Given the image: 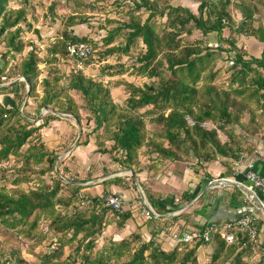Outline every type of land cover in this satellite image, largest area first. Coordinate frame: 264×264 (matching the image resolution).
Instances as JSON below:
<instances>
[{"label": "trees", "instance_id": "1", "mask_svg": "<svg viewBox=\"0 0 264 264\" xmlns=\"http://www.w3.org/2000/svg\"><path fill=\"white\" fill-rule=\"evenodd\" d=\"M11 1L0 0V41L5 46L0 84L18 77L26 80L0 87V93L14 94L12 105L0 102V234L23 239L34 260H27L18 244L0 240V264H198L199 247L211 242L201 234L170 250L163 249L155 236L144 241L138 232L132 233V239H110L97 247L99 236L111 223L109 212L119 218L120 227L132 213L106 206L102 194L111 193L113 184L124 188L130 184L126 177H109L101 181V194L90 193L89 185L82 182L94 179L97 166L92 165L87 179L70 177V155L59 164L58 159L73 135L52 148L45 142L43 129L64 114L72 115L80 125L84 118L93 120L91 131H83L81 144H88L92 133L98 150L113 153V160L135 176L144 169L160 171L167 161L201 163L221 156L228 167L235 164L252 148L245 136L264 132V0H200L198 14L182 5L160 7L158 0H113V10L120 15L126 10L129 18L107 17L102 22L95 3L74 0V10L64 17L55 35L48 37L28 20L26 6L8 7ZM58 4L54 1L49 6L52 17ZM141 8L150 10L144 21L138 13ZM236 10L241 11L240 20ZM157 14L167 15L164 26L157 24ZM113 22L118 23L110 27ZM82 23L91 29L106 28V34L98 39L90 33L78 34L75 26ZM227 26L230 31L225 35ZM195 28L204 38L188 40L184 34L191 35ZM26 30L36 33L40 42L47 41L45 47L26 39ZM238 34L257 39L262 46L259 53L238 47ZM119 37L120 42L113 44ZM77 42L92 47V54L81 60L85 64L95 61V53L100 60L111 55L131 60L102 66V74L118 76L109 81L114 88L125 87L128 96L124 103L115 101L109 86L85 76L82 70L64 74L60 64L69 57L67 45ZM18 55L21 59L12 65ZM219 60L225 65L215 69ZM125 72L132 80L123 76ZM137 81L142 84H135ZM27 82L30 90L24 103ZM31 99L36 100V108L29 103ZM43 108L49 111L33 121ZM207 121L215 126H206ZM237 126L246 131L245 136ZM220 132L228 140L221 139ZM144 157L151 162L144 165ZM132 187L136 188V182ZM146 189V197L158 213H170L177 207L174 199L155 197ZM151 220L164 221L156 216ZM236 232L238 239L233 243L216 233L210 264H264L262 254L258 260L254 256L261 249L255 252L247 233ZM42 245L46 249L35 252ZM67 245H74V252L64 256Z\"/></svg>", "mask_w": 264, "mask_h": 264}, {"label": "rangeland", "instance_id": "2", "mask_svg": "<svg viewBox=\"0 0 264 264\" xmlns=\"http://www.w3.org/2000/svg\"><path fill=\"white\" fill-rule=\"evenodd\" d=\"M54 1L59 3L58 6L56 7V9L54 10V13H53L55 15L54 16L55 18L52 17L53 15L49 11V6ZM112 1L113 0H110V1H108V0H98V1L85 0V2L87 4L88 3H95V5L99 8V9H97L98 12L96 14L101 19V22L104 21V19L107 17H110V18L116 17V18H119V19L124 20V21L127 20L129 18V15H127V14L125 15L126 10H124V12L121 14L122 15L121 16L120 12H116L115 10H113V9H115V7H112V5H111ZM165 3L189 7L194 13L198 14V10H199L198 6L200 4V0H158V5L160 7H163L165 5ZM22 5L26 6L28 8V11H29L27 13L28 20L31 21V23H33L34 27L39 29V31L41 32L43 37H48L50 35H55V31L62 24L64 17H66V15H68L71 11L74 10L77 3L74 0H13L8 4V7L16 8V7H20ZM125 9H127V7ZM87 10H88V8H86V11ZM235 12L237 13V18L240 20L241 19V11L236 10ZM138 13L142 15V21H144L148 17L150 10H147L146 8H141V10ZM204 14L206 15L205 12H204ZM34 17H38V20H36ZM261 20L264 23V16L261 17ZM166 22H167V15L166 14L161 16V17L159 14H157V24L158 25L160 23L161 25L164 26ZM117 23L118 22L111 23L110 27L116 26ZM257 24L258 23H256V25ZM22 25H23V27H25V29H27V26L25 25V23H22ZM75 30H76V33H78V34L90 33L93 37H95L97 39L99 37H103V35L106 34V28L97 29V30L91 29L89 27L88 23L78 24L77 26H75ZM223 31H224L225 35H228L230 28L227 26L224 28ZM97 32H99V34ZM184 35L188 40H192V39H196V38H204V36H205L201 30L196 29V28L193 30V33L191 35H186V34H184ZM236 36H238V38H236ZM236 36H234V37L236 38L238 47H244V49L246 51L248 50L249 52L254 53V54H256V53L258 54L259 51L262 49L261 48L262 46L257 39H255L253 37H248L244 34H242V35L238 34ZM24 37L26 39H34L37 42L36 45L43 47V48L45 47L46 42H47L45 40L40 42L38 40L37 34L32 32V31H28V30H26L24 32ZM120 40H121L120 37L116 38V40L114 41L113 44H118L120 42ZM98 41H100V40H98ZM211 41H215V39H213L211 37ZM101 43L102 42H100L99 45H101ZM3 51H5V46H4V43L0 41V54ZM117 56L118 55H111L108 58H106L105 60H100L99 59L100 54L98 55L97 53H95V56H94L96 58L95 61L92 63H89V64H85L83 62H79L77 60H73L70 57H68V58H65L64 60H62L60 67H61V70L64 72L65 75H69L71 73V71H73V70L74 71L82 70L83 74L85 76L92 77L97 81H102L106 86H109L111 88L115 101H117L119 103H124L127 96H128V93H127L125 87L122 85L118 88H114V86L112 85L113 83H109V81L111 82V79L118 77V76L109 77L108 75L102 74V66L104 64L108 63V64L114 65V64H118L120 62L123 63L124 61L127 64H129L131 62V60L127 56H124L121 59H119ZM20 59H21V56L18 55L17 59L11 60V62H12L11 64L14 65ZM1 64H2V61H1ZM222 64L225 65V61L219 60L217 66H215V69L222 66ZM41 67H43V64H41ZM123 76L126 77V79L132 80V77H130L127 72H125ZM15 80L21 81V77H18ZM144 80L149 81V78H144ZM9 82H11V81H9ZM135 84H142V83H139V81H137V83H135ZM74 93H75L76 98H79V99L81 98L79 96L78 92H74ZM29 101H31V102H29V103H31V106L36 108V105H37L36 100L34 101L33 99H31ZM253 105H255V103ZM43 109H44V113L42 115L39 114L35 119H33V121H37L39 118H41L44 114H46L49 111V109H47V108H43ZM63 117H64L63 119L55 120L52 122V124L50 126L44 128L43 129V133H44L43 137L45 139V142L53 148V147H57V145L60 142L67 141L69 136L73 135L74 139H73L72 143L70 144L69 148L66 149L64 152H62L61 155L59 156L58 164H59V161L61 159L70 155L71 159L70 160L68 159V163H69V165H71V168H72V174L71 175H73V176L70 175V177H75L77 179H78V177H81L83 179H87L89 176L87 172L92 167V165L95 167L97 166V168L99 170L96 171L97 173L92 175V176H94V179L88 180L86 182H82L83 185H89V187H92V186L96 185L97 183L101 184L100 181L103 180L102 177L103 178H105V177L109 178V177H115V176H123V177H126V183L130 184V188L132 190L134 189V192L137 193V195L141 196L142 194H145L144 189H146V187L147 188L150 187L149 185L152 186L154 184L155 186L160 187V185L157 182V181H159V182L162 181V180H160L159 174L163 173L167 170H169V172H171L175 168L177 171H180V173H181L183 171V169H189L190 168L192 170H196L198 173H202V177L205 175V172H201V171L203 170L206 162L198 163L197 161H194L192 163V161H180V162L167 161L164 163L162 168L160 167L161 169L159 168L160 171H156L153 169H144L143 171L138 172L135 176L134 172L131 169H124L118 162L113 160V156H114L113 153H111V152L110 153L100 152L98 150V146L95 144V137L92 133H91L92 136L90 138V142L86 145L81 144V141L83 140V138H81V135L83 134V131L84 132L91 131V129L94 126L93 120L87 121L86 118H84L82 125H80L76 120H74V117L70 114H64ZM189 121L191 123H193L192 120L189 119ZM76 124L78 125V127H76ZM205 125L208 127H214L215 126V124L212 121H207L205 123ZM236 129L243 136L246 135V131H244V129L242 130L238 126ZM220 134H221V139L228 140V137L226 135H223L221 132H220ZM261 134L264 137V132ZM259 136L260 135L251 137L249 135H246L245 139L247 140V143H248L247 145L252 146L255 144V146H256L257 141L254 142V139L259 138ZM111 145H112V142H109L108 147H110ZM217 159H219L221 162L222 158H221V156H219V158H217ZM217 159H214V160H217ZM227 161H229V160H227ZM150 162H151V160L149 158H147V157L143 158V164L144 165H147ZM9 167H10V164H9ZM66 176H69V175H66ZM131 176H134L133 177L134 180L132 179ZM71 179H74V178H71ZM213 180H217V179H212V181ZM133 181L136 182V188L132 187L133 183H134ZM140 181L142 182L143 187L141 186ZM0 185H1V183H0ZM7 185H10V183ZM24 186L27 187L25 184H24ZM161 190H158V191H161ZM88 191H86V192H88ZM163 191H161V194ZM63 192L67 193V191L65 189L63 190ZM115 193H118V192H115ZM107 194H109V193H107ZM107 194H102V195L105 196ZM145 198H146V195H145ZM130 209H131V211H133V213L139 212L142 215L141 211L137 208V204L135 206L134 205L131 206ZM140 214L137 213V215H140ZM159 214H161V213H159ZM108 217L111 219V223L106 225V227L104 228L103 234L99 236V238L97 240V244H98L97 247H101L105 241L110 240V239L119 241L122 239L123 235L126 233V231H125L126 224L123 227H120L118 225L119 218L115 214H112L111 212H109ZM159 217L164 218V217H166V215L161 214V216H159ZM143 218H146V217L143 215ZM146 220H149V219L146 218ZM1 228L2 227H0V231H1ZM127 229L131 230V232L129 233L128 236H126V234H125L124 238L132 239V235H133L132 233H135V232L140 233V235L142 236V239L144 241H148L151 237L150 236L146 239L143 237L142 233L139 230L133 231L134 228H132V229L127 228ZM123 231H124V234H121ZM0 240L1 241L8 240L10 242H13L14 244H18L20 246V249H21L24 257L30 261L34 260L33 253L32 254L28 253V247H27V245H25V241L23 242V239L19 238L18 236H15L14 234L1 233L0 234ZM3 243H5V242H3ZM202 247L206 250L205 251L206 255H205V253L202 254V251H200L201 247H199V249L197 251L198 260H199L198 264H210L211 255H212L214 247H215V242L211 241L208 245H206V246L202 245ZM43 249L44 250L46 249L45 245L37 246V248H35V252L40 253ZM163 249L170 250V248H164V247H163ZM73 252H74V245L65 246L64 256H68L69 254H71ZM254 254H255L254 256H255L256 260H258L261 257V255H257V253H254ZM260 254H262V253H260ZM246 257L247 256H245L244 259H246Z\"/></svg>", "mask_w": 264, "mask_h": 264}, {"label": "crops", "instance_id": "3", "mask_svg": "<svg viewBox=\"0 0 264 264\" xmlns=\"http://www.w3.org/2000/svg\"><path fill=\"white\" fill-rule=\"evenodd\" d=\"M21 80L26 79L25 77H21ZM12 82L0 84V87L8 86ZM13 95L10 91L1 92L0 102L6 105H12ZM28 95L27 82V93L24 101L27 100ZM255 141H257V145H252L250 151L244 154L235 163L236 165L233 164L228 167V165L220 162L219 159L206 162L201 171L205 172L203 177L202 173H198L196 170L190 168L183 169L181 173L175 168L171 172L167 170L160 173V180L163 181H157L160 187L153 184L154 186L149 185L150 187L148 189L155 197L174 199V205L176 204L175 201L179 199L177 207L174 209V212L165 213L166 217L161 222L146 220L139 212L137 213L140 215H137V213H133L132 211L131 217L125 223L126 236L131 232L127 228H134L133 231L139 230L144 238L147 239L151 236V239L155 236L161 242L162 247L171 249L179 242L164 235V229L162 231L161 229L173 222L178 224L180 229L196 234L201 229H206L210 224L217 226L219 224L218 227L221 228L222 224L228 221L246 214H252L256 217V225L258 228V245H255V247L261 249L262 252L264 249V198L257 190L253 189L255 190L253 191L250 188V181L246 178V173L250 168L258 173L264 172V137L259 136V138L254 139ZM107 178L102 177L103 180ZM212 179L217 180L212 181ZM87 190L92 194H101L104 186L103 184L97 183ZM110 190L112 192H119L127 200L129 199L134 203L141 200L142 202H146L153 209L156 217L161 216L154 204L147 197L145 198L146 194H142L140 196L141 199H139L134 189L132 190L130 187L124 188L116 184L111 185ZM158 190L164 191L161 194V191ZM175 216L178 217L175 219ZM121 234H124V231ZM125 234L122 238L125 237ZM200 251L206 255V250L202 246ZM257 255L261 254L257 253Z\"/></svg>", "mask_w": 264, "mask_h": 264}, {"label": "built area", "instance_id": "4", "mask_svg": "<svg viewBox=\"0 0 264 264\" xmlns=\"http://www.w3.org/2000/svg\"><path fill=\"white\" fill-rule=\"evenodd\" d=\"M215 45L217 46L218 44L216 43ZM92 52L93 51L91 45L85 42L71 43L67 45V53L69 57L79 62H81L82 59L88 58L92 54ZM246 178L250 181V188L252 190H257L264 198V172L258 173L252 168H250L246 173ZM103 201L106 206L111 207L119 213H123L124 211L129 210L131 206H135L137 204V208L146 218L150 220L154 216L153 209L146 202L136 201L134 203L133 201L127 200L126 198H124L123 195L119 193H109L103 197ZM178 201L179 199H177L175 203L177 204ZM236 231L247 233L251 241L255 245H258V228L256 225V217L252 214H246L239 218H235L231 221H228L222 224L221 228H219L215 224H210L202 232L200 231L196 234L184 231L180 229L178 224L171 223L166 229L163 230V233L167 237L169 236L177 242H191L195 239V237L199 236L200 234L203 236L205 241L210 242L213 241L214 237L216 236V233L219 232L226 242L233 243L238 239ZM256 249V247L253 248L255 252ZM262 255L264 256V249L262 251Z\"/></svg>", "mask_w": 264, "mask_h": 264}, {"label": "water", "instance_id": "5", "mask_svg": "<svg viewBox=\"0 0 264 264\" xmlns=\"http://www.w3.org/2000/svg\"><path fill=\"white\" fill-rule=\"evenodd\" d=\"M29 90H30V84H29V82H28V92H29ZM24 103H25V101H24ZM24 103L22 104V107H23ZM22 107H21V108H22ZM43 113H44V109L41 110L40 115H42ZM57 168H58V165H57ZM173 212H174V211H173Z\"/></svg>", "mask_w": 264, "mask_h": 264}]
</instances>
